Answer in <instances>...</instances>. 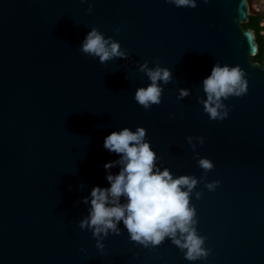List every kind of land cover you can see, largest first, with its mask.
I'll return each mask as SVG.
<instances>
[{"label": "water", "instance_id": "obj_1", "mask_svg": "<svg viewBox=\"0 0 264 264\" xmlns=\"http://www.w3.org/2000/svg\"><path fill=\"white\" fill-rule=\"evenodd\" d=\"M195 5L0 0V264H264V63L252 60L258 44L243 26L248 1ZM93 28L126 57L101 63L81 52ZM145 61L171 72L148 109L134 98L151 84ZM214 65L238 67L247 85L220 98L227 116L215 120L203 86ZM137 127L156 153L154 171L196 179L189 227L206 256L187 259L171 236L134 241L122 220L107 235L80 227L92 188L110 187L107 175L123 167L105 169L120 160L105 137ZM186 235L177 230L175 239Z\"/></svg>", "mask_w": 264, "mask_h": 264}, {"label": "clouds", "instance_id": "obj_2", "mask_svg": "<svg viewBox=\"0 0 264 264\" xmlns=\"http://www.w3.org/2000/svg\"><path fill=\"white\" fill-rule=\"evenodd\" d=\"M169 2L174 3L176 7L196 6L195 0ZM80 51L98 56L101 63L127 55L120 50L119 43L112 41L109 44V40L95 28L87 33ZM140 67L146 72L151 84L146 88H138L134 98L139 105L148 109L150 105L160 103L162 89L157 81H163L165 84L170 82L171 72L159 66L149 69L147 61ZM241 77L242 73L238 67H212L210 75L203 80L207 94L204 110L211 119H224L227 116V111L223 114L218 112V109L223 107L220 103L221 97H227L229 94L240 96L246 91V82H242ZM188 94L187 89L180 90L181 97ZM145 135L146 130L137 127L135 131L129 128L113 131L105 137L104 147L109 152L120 154V160L105 163V169L112 168L117 163H122L123 167L118 174L107 175L110 187L102 188L97 185L92 188L89 218L82 220L80 227L93 228L94 236L101 233L107 235L109 229L118 231L116 224L122 220L134 241L160 244L165 236H171L174 238L173 243L187 248V259L194 260L206 256L207 253L201 248L203 240L189 227L194 216V210L189 207V192L196 185V179L187 175L173 179L167 169L154 171L156 153L149 143L144 141ZM199 165L205 170L213 167L212 162L205 158L200 159ZM184 186L187 190H182ZM207 187L212 189L214 184H208ZM121 196L127 197L126 204L119 202ZM84 202H89L88 197L84 198ZM177 230L187 233L183 243L180 239H175ZM97 245L102 247L99 241Z\"/></svg>", "mask_w": 264, "mask_h": 264}, {"label": "trees", "instance_id": "obj_3", "mask_svg": "<svg viewBox=\"0 0 264 264\" xmlns=\"http://www.w3.org/2000/svg\"><path fill=\"white\" fill-rule=\"evenodd\" d=\"M264 14H250L247 22L243 23L244 28L251 29L258 44L257 53L252 56L254 62L264 63Z\"/></svg>", "mask_w": 264, "mask_h": 264}, {"label": "rangeland", "instance_id": "obj_4", "mask_svg": "<svg viewBox=\"0 0 264 264\" xmlns=\"http://www.w3.org/2000/svg\"><path fill=\"white\" fill-rule=\"evenodd\" d=\"M247 1H248L249 14H264V0H247ZM261 24L264 25V20Z\"/></svg>", "mask_w": 264, "mask_h": 264}]
</instances>
